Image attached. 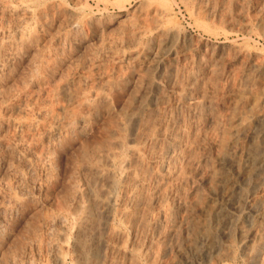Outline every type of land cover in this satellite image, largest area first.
<instances>
[{"label": "rangeland", "instance_id": "1", "mask_svg": "<svg viewBox=\"0 0 264 264\" xmlns=\"http://www.w3.org/2000/svg\"><path fill=\"white\" fill-rule=\"evenodd\" d=\"M5 1L30 9L21 24L25 30H35L31 33L36 39L20 45L10 61L2 57L0 46V264H264V234L252 239L248 248L240 244L236 231L214 235L220 247L206 260L192 259L196 241L192 229L183 226L189 216L203 222L207 203V228L212 227L208 209L216 198L212 178L190 193L191 184L183 180L189 175V163L205 155L203 169L210 171L227 148L229 119L242 122L264 109V69L257 70L259 64L264 66V0ZM157 5L166 10L165 24L177 31L175 43L182 50L177 60L166 61L163 98L137 132L148 137L137 145L135 176L145 173L147 180L131 188L133 172L123 183L120 168L129 152L126 144L121 146L111 182L116 191L113 225L95 231L100 219L94 211L97 202L85 196L81 208L75 197L87 180L94 193H100L93 167L104 163L103 153L115 138L125 139L130 133V127H120L119 121L132 105L139 80L149 73L142 63H132V56L144 45L151 47L156 32L151 14L140 15L137 9ZM72 13L79 17L78 27L67 33L71 28L66 20ZM13 20L1 4L3 42L16 35ZM139 25L141 33L135 30ZM132 73L136 83L130 88L127 75ZM106 76L124 78L121 87L104 88L108 99L95 102V114L84 130L50 133L66 104L77 113L86 112L72 100L75 91L99 86ZM186 87L199 91L194 94L197 99L207 94L210 108L201 105L197 114L180 105L178 93ZM174 129L176 149L181 150L173 152L172 168L156 176L153 157L164 145L163 134ZM151 135L158 139L151 141ZM49 147L51 163L45 165L41 155ZM256 199L264 208V194ZM91 209L86 227L79 230L83 210Z\"/></svg>", "mask_w": 264, "mask_h": 264}, {"label": "bare ground", "instance_id": "2", "mask_svg": "<svg viewBox=\"0 0 264 264\" xmlns=\"http://www.w3.org/2000/svg\"><path fill=\"white\" fill-rule=\"evenodd\" d=\"M4 1L5 0H3V2ZM3 2L2 0H0V5L2 4V10L14 16L13 26L11 27V30H14V32L16 30V35L14 36L13 34L11 35L13 37H9L8 35H6V37L7 36L8 37L5 39V42H3L2 38L0 39V46L2 47L1 49L3 52L1 53V55L2 54L5 55V57L4 56L2 57L8 61L9 59L15 57V55L17 54L16 49L18 48L19 50L20 45L25 44L29 40H30L29 43H31L32 42L31 40H33L34 38L36 39V37H34L35 34H32L35 30L33 31V29H31V32H32L31 33L29 31L30 28L29 30H25L22 28V24H21V21L23 22V20H25V18L29 16L31 12L30 9L26 7L19 8L17 7L18 5L14 6L11 3L8 4L9 2L8 3L6 1L4 3ZM147 5H150V4H147ZM157 7L155 8L154 6H148L146 10L145 9L143 10V7L139 9L138 6H136V8H138L137 9L138 14L140 15L143 14L145 16L146 13H144V11L145 12L147 11L151 14L150 15L148 13L150 15V18L152 16L153 28L155 29L156 32L154 33L155 39L153 40L154 42L152 46L144 47L145 46L144 45L142 46V49L140 48L141 50L139 49V51L134 52L133 54L134 56H132V59H134V61H131V62L132 63L133 62L142 63L144 65V68H146L149 71V73L145 77L139 80L141 87L139 86L138 87L139 89L137 88L138 90L133 95L132 105L130 106L128 112L119 121L120 127L122 126L125 127L127 125L128 127H130L129 128L130 133H128L129 135L127 134L128 137L125 136L127 138L124 137L125 139L115 138L113 142V146L106 149L105 152L103 153L104 158H105L101 162V163L104 162L103 164L95 166V167H93V165L90 166V167H93L94 174H96L95 177L97 176V178L100 181V183L98 181V183L100 184V191H99L100 193L95 194L94 191H96V189H93L91 185H89L90 182H88L87 180L88 183L83 182V185H84V186L82 185L83 188L77 192L78 196L75 197L77 198L75 202L77 207L78 206L81 207V204L83 203V197L85 196H86L85 197L86 200L87 199L90 200L91 198L97 202V207L96 209H94V211L96 215H99L98 218L100 219L97 222L98 225L96 223V227L94 228L95 231H96V228L97 230H100V229L105 230L106 227L110 228L113 225V220H114L113 202H114V196H115L114 192L116 191L113 192L112 189L114 188H112L113 185L111 182L113 180L112 178H115L112 176L114 174L113 168L115 166V158L117 157V153L119 149L121 150L122 148L121 146L125 144L127 145L125 149L128 148L129 156H127V158L124 159L123 163H121L122 165L120 168L125 174L123 176L124 179H122L124 183L125 181H127V178L129 176H133L132 175L133 172L137 170L135 160L140 155L139 146L143 145L140 143H142L143 141H146L144 139L148 137L147 136L146 138H144V136H142L143 134L141 135L142 137L140 135L139 136L137 135V132H139L140 129L143 128L142 121L144 122L143 119H145L144 117L146 116V114H148L149 111L153 110L154 105L156 104V101L163 98V93L160 92V89L163 86V83H165L166 81V78H165L166 61L173 62L177 60L179 55H181L182 49L179 48V46L177 45L178 43H175L176 40L174 39L175 32L177 31L173 27H169L165 24L166 18L164 17L166 15L165 14L166 10L164 8H161V7L157 8ZM75 14L72 13V16L66 20V25L69 28H71L70 30L67 31V33H69V31L71 33V30L74 29L78 25L79 21L77 19H79V17L77 18ZM148 14L146 15L148 16ZM75 30L72 32L76 33ZM135 30L137 33L143 32L142 25H139ZM145 30L146 29H144V31ZM8 31L9 30L7 29V32ZM25 45H28V44H25ZM7 46H9V48H7ZM20 48L22 47L20 46ZM263 69H264L263 64H259L257 67V70L262 72ZM134 75L135 73H132L131 75L130 74L127 75V77L131 80V83H132L131 86H129L130 88L134 86V84L136 83L134 79ZM106 77H103L104 79L101 82V84H99V86H93L89 89L85 87L79 88L77 91H75V93L73 94L72 100L78 101L79 102L78 104H82V106L86 108V112L77 113V111H75L73 107H69V104H66V106H64L65 113L62 116H59L54 119V128L52 129L51 127L52 130L50 131V133L58 132L61 129H64L67 132L74 131V130H78V131L84 130L89 119H91L95 114V110H96L95 102L97 100L105 101L108 99V94L105 92L104 88L107 85L117 88L120 85L121 80L124 78V77L123 78L121 77V79H118V78L113 79L114 76H106ZM194 94L198 95L199 91L192 90L190 87H186L185 89H183L182 91L178 93L177 101L179 102L180 105L182 104L184 106H187L189 109H191V112L197 113L196 111L201 105L204 106L205 109L208 107L207 105L208 95L201 94V99L199 98L200 99L199 100L197 99L198 96H195ZM215 110H218V109H214V111ZM208 112L210 114L211 111H208ZM204 114H208V113H204ZM210 120L212 121V119ZM175 126H178V125L176 124ZM175 128L177 129V127ZM176 129L172 131L170 130L171 132L167 135L166 133L163 134L165 135L164 145L160 149V152L158 151L159 154H156L157 156H155V158L153 157V162L158 164L156 170H154L155 172L153 171L154 173H152V174H155L156 176H160L162 172L172 168L171 167V165H173L172 164L173 163L172 154H174L173 152L175 150L177 151V153L179 150H181L180 148L178 150L176 149L179 144L176 140L177 138L175 137ZM114 130L115 132L116 131L119 132L118 128ZM226 132L230 134L229 138L224 143V146L227 148L226 150L223 151L222 154L218 156L216 160L217 164L214 163L215 166L211 168L210 171H208L207 167L203 169L205 166V163L207 162L206 161L207 157L205 155L197 156L189 163V168H190L189 175L183 178L185 182H189L191 184L190 193H193V192L196 193L199 187L202 186L201 184L203 183L205 184L207 182V178H212L215 183V189L211 190V193L216 198H215V201L210 205L208 209V215L210 217V222L212 223V227L208 226L207 228V203L204 206L205 214L203 216V220L205 222L204 221L194 222L193 217H190V216L183 219L184 221L183 226L186 229L188 228L192 229V234H191L193 235L192 239L196 241L192 249V259L205 257V260H206L207 255H209L214 250L220 247L221 241L217 240L215 238L216 236L214 235H219V236L229 235L231 231H236V233L240 235L239 237L240 244L244 248H248L250 246L249 243L252 239L255 240L258 235L264 234L263 233L264 232V208L260 206V204L258 203V200L256 199L258 195L264 194V109L261 111H253L242 122H238L236 117L230 118L229 125L227 127ZM155 139H158V136L151 135L150 140L154 141ZM49 148L45 152H43L41 155L42 160H43L42 162L45 163V165L47 162H49V159H50L51 148L50 149ZM138 148H139V151H138ZM25 156H26L25 159L27 161L28 159L27 155ZM175 162H176V159H175ZM118 165H120V163H118ZM202 170L204 171V173ZM140 173H143V172H140ZM135 174L136 172L134 173V176ZM146 177L147 175H145V173H143L139 177H137L136 175L135 177H133L132 182H130V187L135 188L139 184L140 185L144 184V182H146L147 180ZM160 178H157V181L158 179L160 180L164 179V178L162 179V177ZM157 188L159 187L157 186L156 189H154L155 193L158 192ZM116 209L117 208L115 207L114 210ZM163 210L165 209L163 208ZM91 211L93 212V210L91 209L90 211H87V213H85V211L83 210L84 214L82 215V217L81 218L77 217L80 219L78 220L80 221V223L78 222L79 227H80L79 230H81V228L83 229L86 227L87 225L86 221L88 219V216L91 214ZM116 213L115 215L117 217L118 215ZM63 226H66V225H63ZM115 228L116 227H114L113 229ZM253 235L255 236L253 237ZM261 237L258 236V239ZM78 242H79V239H78ZM101 242H102V239H101ZM255 247L257 246H254V248ZM181 254H184V252ZM195 261H197V259Z\"/></svg>", "mask_w": 264, "mask_h": 264}]
</instances>
